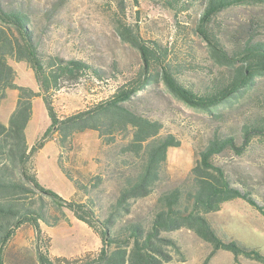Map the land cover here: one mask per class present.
Wrapping results in <instances>:
<instances>
[{"label":"rangeland","instance_id":"obj_1","mask_svg":"<svg viewBox=\"0 0 264 264\" xmlns=\"http://www.w3.org/2000/svg\"><path fill=\"white\" fill-rule=\"evenodd\" d=\"M199 0L178 13L160 0H2L5 6H21L28 14L38 48L67 59H81L104 70L101 79L81 77L64 80L51 92V103L59 118L80 111L109 96L116 87L133 79L142 86L133 99L138 111L162 123V133H172L178 146L167 150L166 173L152 193L134 202L128 218L149 219L155 197L162 190L181 182L194 163L195 151L214 135H234L240 140L244 123L256 120L261 132L256 133L242 153L230 148L216 156L231 175L235 185L249 190L264 204V73L252 83L208 110L192 108L174 97L160 78V65L143 69L144 62L132 38L164 50L163 64L192 88H203L228 71L210 54L206 41L195 31L199 20ZM264 16V6L245 4L223 9L216 14L210 28L226 41L227 32L245 26L253 17ZM264 40V31H258ZM16 82L40 87L33 68L25 61L9 59ZM141 84V83H139ZM140 86V85H139ZM16 91L7 90L0 104V117L5 118L15 106ZM32 116L25 130L31 149L28 165L39 182L65 199L83 201L85 196L58 167V158L74 176L85 180L102 171L105 189L102 203L111 198L114 177L123 171L121 147L126 134L104 143L98 132L86 129L73 134L68 148H60L57 134H42L50 124L41 96L32 100ZM240 142V141H239ZM117 170V171H115ZM65 218L49 226L39 221L40 233L28 221L18 227L4 249V264H40L38 252L46 253L57 264H85L101 247L94 228L66 210ZM218 233L233 238L264 254V215L242 198L225 201L209 213ZM179 245L173 259L164 264H263L219 249L208 257L211 246L191 230L180 228L167 232ZM86 259V260H85Z\"/></svg>","mask_w":264,"mask_h":264},{"label":"trees","instance_id":"obj_2","mask_svg":"<svg viewBox=\"0 0 264 264\" xmlns=\"http://www.w3.org/2000/svg\"><path fill=\"white\" fill-rule=\"evenodd\" d=\"M178 13L196 0H160ZM199 20L195 31L206 41L211 56L228 68L203 88H192L175 74L169 64H163L164 50L132 38L144 62L143 69L160 65V78L167 90L186 105L208 110L264 73V16L250 19L238 30L227 32L223 41L210 28L213 17L223 9L236 5H263L264 0H199ZM28 14L16 4L5 6L0 0V104L7 90L16 91L15 106L7 122L0 120V264H4V249L15 230L30 221L40 233L39 221L52 226L64 219L65 211L94 228L101 238V247L85 264H164L179 251L177 241L167 232L180 228L191 230L210 244V257L217 250H228L238 256L255 259L264 264V254L233 238L220 235L208 214L233 198H242L264 215L261 204L249 190L235 185L231 175L216 159L224 149L242 153L262 126L251 120L243 124L240 142L234 135L214 134L195 151L194 163L187 176L155 197L149 219L128 218L134 202L149 196L166 173L167 150L178 146L172 133H162V123L138 111L133 103L142 81L133 79L122 83L104 99L73 114L59 118L51 103V92L64 80L81 77L101 79L103 69L81 59H67L38 48ZM27 62L34 70L40 90L16 82V73L9 59ZM141 83V84H139ZM140 85V86H139ZM41 96L50 124L42 139L50 132L57 134L60 148H68L73 134L94 129L102 142L115 141L117 134H126L121 154L123 171L114 177L111 198L102 203L105 189L101 188L104 174L100 170L85 180L74 176L58 158V167L83 192L85 199H65L43 186L28 165L31 151L25 130L32 116V100ZM102 201V202H101ZM40 264H57L46 253L38 252ZM85 259V260H86Z\"/></svg>","mask_w":264,"mask_h":264},{"label":"crops","instance_id":"obj_3","mask_svg":"<svg viewBox=\"0 0 264 264\" xmlns=\"http://www.w3.org/2000/svg\"><path fill=\"white\" fill-rule=\"evenodd\" d=\"M8 116H9V115H7L5 118H1V117H0V120H1L2 122H7Z\"/></svg>","mask_w":264,"mask_h":264}]
</instances>
